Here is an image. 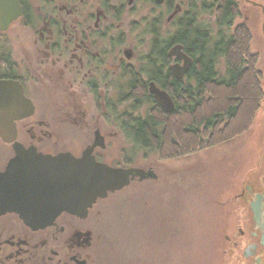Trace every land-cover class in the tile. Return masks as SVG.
Instances as JSON below:
<instances>
[{"label": "flooded vegetation", "instance_id": "obj_1", "mask_svg": "<svg viewBox=\"0 0 264 264\" xmlns=\"http://www.w3.org/2000/svg\"><path fill=\"white\" fill-rule=\"evenodd\" d=\"M140 1L148 4L147 13ZM246 1L21 0L22 13L0 29V105L12 103L0 118L20 109L11 142L0 135V172L17 156L16 145L32 155L90 153L109 166L138 168L136 155L149 158L147 138L161 134V122L195 108L197 86L219 90L205 89L206 103L223 95L221 85L232 76L224 68L222 35L248 31ZM243 12L244 21L235 25ZM240 58L251 65L250 43ZM159 91L172 101L170 111ZM227 112L210 106L205 119L218 115L209 121L222 130ZM192 121L201 131L196 116ZM146 180L135 177L115 193ZM13 187L0 185V197L12 195L3 190ZM254 189L248 185L238 195L246 209L236 230L225 233L231 252L224 247L217 264L226 254L234 256L232 264H264V187ZM107 197L87 215L63 211L45 223L16 208L0 209V264H144L146 247L111 241L104 231L99 207ZM152 207L156 216L162 211ZM167 232V241L158 231L153 236L158 254L175 237Z\"/></svg>", "mask_w": 264, "mask_h": 264}, {"label": "rangeland", "instance_id": "obj_2", "mask_svg": "<svg viewBox=\"0 0 264 264\" xmlns=\"http://www.w3.org/2000/svg\"><path fill=\"white\" fill-rule=\"evenodd\" d=\"M33 1L38 4L40 0ZM137 4L144 8L142 13H147L148 4ZM245 5L248 27L256 35L252 50L258 47L262 53L264 86V43L260 39L264 38V0L246 1ZM240 16L235 25L240 19L244 21V12ZM11 31L21 29L12 27ZM221 103L226 107L224 100ZM257 105L249 112L244 107L224 129L217 125L214 135L211 128L203 133V126H199L201 135L196 141L192 139L188 149L172 148L166 143L162 151L153 147L146 160L137 154V167H147L145 170H152L156 177L141 184L134 182L122 193L111 191L101 201L102 223L111 241L146 247L144 264H156L159 254V264L219 263L221 250H231L224 235L227 230L229 234L236 230L246 209L239 198L241 192L248 185L257 191L264 187V100ZM206 110L209 115V108ZM163 129L164 126L159 128L161 134ZM152 206L162 211L156 216ZM167 230L175 232V237L170 238V246L162 244L158 254L153 236L158 231L167 241ZM233 257L226 254L222 263L232 264Z\"/></svg>", "mask_w": 264, "mask_h": 264}, {"label": "water", "instance_id": "obj_3", "mask_svg": "<svg viewBox=\"0 0 264 264\" xmlns=\"http://www.w3.org/2000/svg\"><path fill=\"white\" fill-rule=\"evenodd\" d=\"M22 10L21 0H0V29L5 30ZM157 95L160 100L166 98L168 103H163L167 110L173 109L172 101L164 91L157 92ZM9 104L12 103L1 104L0 112L5 111ZM21 104L22 101L18 102L19 106ZM18 111V108L10 109V115L0 118V135L9 142L16 133ZM16 151L17 156L4 172H0V185H14L12 189L3 190L13 194L0 197V209L16 208L32 222L45 223L63 211L87 215L98 198L122 189L135 177L140 180L156 177L152 170L109 166L98 162L90 153L77 158L70 153L55 157L40 153L32 155L31 150L18 145Z\"/></svg>", "mask_w": 264, "mask_h": 264}, {"label": "trees", "instance_id": "obj_4", "mask_svg": "<svg viewBox=\"0 0 264 264\" xmlns=\"http://www.w3.org/2000/svg\"><path fill=\"white\" fill-rule=\"evenodd\" d=\"M228 8L230 9V6L227 5L226 9ZM236 32L237 33H224L222 35V55H224V58L226 59V71L232 76L231 80H227L224 85H221V90H223L222 92L224 96L222 95L219 99L217 96L215 102L213 101L214 99H211L206 103L203 98L205 89L207 90L208 88V91L212 94L214 92L218 94L219 90L216 86L209 84L201 85L199 87L197 86L196 89L200 91L199 94H197L198 100L196 101L195 108L190 109L187 106L182 114L178 115L173 113L168 120H163V122H161V124H164L163 133L157 135L151 134L149 138H147L152 148L160 147V151H162L164 145H167L166 143H168L172 148L178 149L180 146H183L184 149H188L192 144V139L195 141L196 139L198 140L201 132L207 133L208 128L213 129L210 132L214 135L215 131L210 121L216 120L218 115L208 118L206 117L205 119V112L207 111V108L210 109V106L211 108H213V106L219 108V105H222V100L226 103V109L228 111V125L238 118L239 113L243 111L242 109L244 107L248 108L247 111L249 112L254 104H258V107L260 106L261 102L264 100V86L262 81L263 70L261 68L262 53L258 47L257 49L252 50L253 43L251 42L256 39V35H254L255 33L251 28L249 29L248 27V31L246 32L243 30H238ZM260 39L264 43V38L260 37ZM259 42L261 41L259 40ZM249 43L251 65L249 62L246 64L242 63L240 60V53L247 52ZM213 87H216V90H213ZM195 109L197 110L195 116L197 117L199 126H202L207 120V123L203 126L201 132H195L193 127H191L193 124L192 120L195 116H193L194 113L191 114L190 112ZM156 154L159 157V154ZM160 156H163V154H160ZM180 157L181 156L178 158Z\"/></svg>", "mask_w": 264, "mask_h": 264}]
</instances>
